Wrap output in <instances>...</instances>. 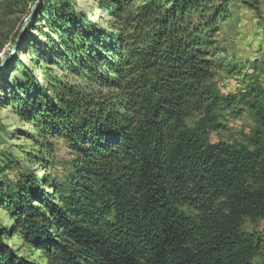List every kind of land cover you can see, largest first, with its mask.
<instances>
[{"label": "trees", "instance_id": "16d2710c", "mask_svg": "<svg viewBox=\"0 0 264 264\" xmlns=\"http://www.w3.org/2000/svg\"><path fill=\"white\" fill-rule=\"evenodd\" d=\"M55 1L47 86L25 67L14 107L41 156L54 159L50 140H64L73 162L66 185L49 175L12 184L0 171L10 224L0 221V264H259L262 244L242 227L264 219V90L217 88L227 1L97 0L111 18L102 30ZM238 107L251 136L212 142ZM12 237L34 258L19 256Z\"/></svg>", "mask_w": 264, "mask_h": 264}, {"label": "rangeland", "instance_id": "374dc122", "mask_svg": "<svg viewBox=\"0 0 264 264\" xmlns=\"http://www.w3.org/2000/svg\"><path fill=\"white\" fill-rule=\"evenodd\" d=\"M38 0H0V62L6 60L14 47L17 52L10 64L0 71V171L9 183H15L19 175H34L45 182L46 175L50 183L66 185L70 173L73 155L64 140H50L53 145V158L41 156L42 149L34 140V130L21 117L14 107L18 97L16 86L23 81V69L30 72L31 79L39 86H47L45 56L57 52L59 36L49 29L52 19V8L55 0H43L28 27L23 26L32 15ZM73 2L78 12L86 15L97 30L106 28L110 16L99 8L97 0H67ZM227 18L220 23L214 41L217 55L214 61L218 64L215 82L221 95L236 96L244 94L248 87L264 90V0H226ZM44 8L39 13L41 7ZM194 20L199 22V17ZM51 40H54L53 43ZM36 56V57H35ZM32 58L37 64L32 65ZM58 76L63 73L56 66H49ZM70 79H74L70 77ZM13 103V104H12ZM225 111L223 123L227 130L212 135V142L242 140L251 136L255 124L246 108L238 107V113ZM242 110V111H241ZM198 115L187 120L194 126ZM2 225L9 226L6 211L0 209ZM242 230L254 233L261 242V253L256 258L259 264L264 263V219H245ZM14 238V239H13ZM21 257L34 258L18 237H12L7 243Z\"/></svg>", "mask_w": 264, "mask_h": 264}, {"label": "water", "instance_id": "95a60500", "mask_svg": "<svg viewBox=\"0 0 264 264\" xmlns=\"http://www.w3.org/2000/svg\"><path fill=\"white\" fill-rule=\"evenodd\" d=\"M42 3H43V0H38V1L36 2L35 6H34V9H33V12H32V15L30 16V18H29L28 20H26V22H25V24H24V26H23V32H24V31L26 30V28L28 27V25H29L31 19L34 17L35 13L37 12L38 8L42 5ZM17 49H18V45H16V46L14 47V49L12 50L10 56H9L6 60L0 62V70L3 69L4 67H6V66L11 62L12 57H13V56L15 55V53L17 52Z\"/></svg>", "mask_w": 264, "mask_h": 264}]
</instances>
